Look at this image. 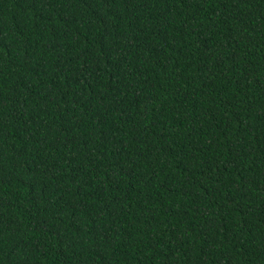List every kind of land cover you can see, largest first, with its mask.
Returning a JSON list of instances; mask_svg holds the SVG:
<instances>
[{
  "label": "trees",
  "instance_id": "1",
  "mask_svg": "<svg viewBox=\"0 0 264 264\" xmlns=\"http://www.w3.org/2000/svg\"><path fill=\"white\" fill-rule=\"evenodd\" d=\"M0 264H264V0H0Z\"/></svg>",
  "mask_w": 264,
  "mask_h": 264
}]
</instances>
